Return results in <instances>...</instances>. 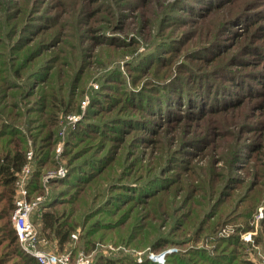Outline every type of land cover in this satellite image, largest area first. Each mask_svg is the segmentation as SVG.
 <instances>
[{
  "label": "rangeland",
  "instance_id": "obj_1",
  "mask_svg": "<svg viewBox=\"0 0 264 264\" xmlns=\"http://www.w3.org/2000/svg\"><path fill=\"white\" fill-rule=\"evenodd\" d=\"M7 1L8 4L3 10L0 9L2 10L0 25L5 13L18 14L16 19L20 26L18 31L23 33L25 28H31L25 35L29 38L35 33L31 26L44 22L40 33L45 35L40 37V34L38 40L43 38L42 41H45L48 47L40 58L33 61L34 68H44L46 71L55 64L54 60H64L68 64L64 65V70L67 72L72 68L75 75L80 69L79 86H82L80 91L84 90L80 100L81 111L62 114L60 127L58 131L56 129L58 142L55 154L58 166L52 170L57 171L63 167L66 169V174L51 179L67 176L69 168L65 165V161L68 157L64 159L61 157L66 150L67 132L83 121L86 110L91 105V94L98 87L96 83L101 86L105 79H108L111 80L110 84L113 87L108 88L105 95H111L120 108L113 110L112 117L126 118L123 120H126V124L124 123V130H117V142L113 140L116 133L106 129L105 137H109L110 142L105 144L114 149L117 146L125 148L122 176L132 174L134 163L138 161L147 166L155 165L151 167L152 174L157 170L154 176L159 177H156L154 183L156 185L153 184V188L158 183L165 184L180 175L183 176V180L185 179V182L181 181V190L184 194L188 192L191 197L200 200L207 197L206 190L211 182L215 188L218 183L221 190L227 189L222 195L225 196L223 200L226 202L221 205L220 210L227 208L228 214L232 213L231 207L246 192L251 194V191L258 193V190H261L264 197V59L262 58L264 57V0H222L219 8L210 10L205 9V5H209L208 2L202 4L196 0ZM10 1L18 2L19 10L22 11L11 7ZM205 1L207 0H201V2ZM184 6L197 10L189 12L184 10ZM35 10L37 13L33 14ZM34 16L37 19L29 25L28 23L34 20ZM62 34L64 37H60ZM38 45H32L30 48ZM30 48L20 54L26 53ZM11 52V48L0 50V65L8 61L6 53L9 55ZM48 71L51 75H56L54 69ZM69 76L71 77V74ZM31 80V83H35L32 84V88L46 86V84H37L35 79ZM200 83H203L205 93H200L198 89ZM6 85L8 84H0V91ZM18 85L21 87L26 83H9V86L13 87L9 92L21 90L14 87ZM182 87L184 90L180 89ZM75 88V92L79 94L77 86ZM101 88L104 90V85ZM176 88L180 89V93L182 91L183 101L177 106L178 114L179 112L181 114L175 115L173 121H169L170 119L164 121V118L161 119L157 114H149L150 119H147L145 116L150 112L146 110L143 112L128 101L132 98L136 100L135 104L144 105L150 97L152 104L155 98L164 97L162 95L168 89H172L167 91L169 95L178 93ZM3 90L7 91V89ZM216 90H219V98L224 100V106L207 108L206 111L215 110L200 115L194 106L197 103L206 105V101H201L200 97L214 98ZM209 93L210 96H205ZM34 98L29 97L20 101L19 107L23 111L27 108H39V104L33 101ZM15 99L18 100V97ZM232 99H236L237 103H233ZM10 102L11 98L7 97L6 101L3 100L1 103ZM163 103L166 104L165 101ZM213 105L214 103L208 104V106ZM98 106L94 104L93 108L97 109ZM8 107L13 108L12 105ZM34 115L38 113H31L30 116ZM75 115L79 116V119L71 122L69 116ZM105 118L100 119L108 120ZM137 118L148 120L145 123L158 133L156 135L147 133L149 129L130 131L128 126L131 122L137 124ZM175 128L177 130H174ZM204 134L210 138L209 143L199 139ZM60 144L62 149L58 155ZM163 171H166L165 175ZM51 179L44 183L46 194L50 191V184L47 183ZM124 182L134 187L139 185L138 179L133 177H125ZM132 195H138L137 191L136 193L129 191L127 198ZM171 200L173 202L179 200V203L182 201V195L177 194ZM120 201L121 199H116L115 202ZM158 203V200L150 203V218L157 225L162 223L160 224L162 230L164 222L159 218L157 211L163 208ZM178 203L176 206L179 205ZM244 204L242 203L241 208ZM99 205L98 202L95 205L98 206L97 210ZM184 206L182 203L181 207ZM106 208L110 207H105L104 210ZM177 209L179 207H176ZM194 209L199 210L200 207L194 206ZM170 210L173 218H170L169 213L166 214L171 220L170 225L163 229V232L167 234V239L181 241L183 237L180 232H169L176 220L175 207L166 206V212ZM231 216L236 218L234 214ZM98 218L103 221L108 220L101 214ZM263 219L264 202L252 214L250 225L253 228L240 231V239L247 244L248 253L251 252L250 256L259 264L264 253V242H259L257 237L261 232ZM92 222L93 220L90 223ZM239 224L229 223L218 236H230L236 232V226ZM248 233L252 234L251 241L243 237ZM105 234L107 233L97 234L89 245H85L83 240L86 239H82V230L78 228L77 238H74L73 244L79 246L82 242L79 251L89 254L92 262L100 258L99 254L105 258L122 260L123 257L120 258L119 255L131 251L139 264L148 261L165 263L166 254L184 248L178 246L179 249L174 245L155 253L151 250L150 244L144 243V249L142 247L138 250H129L123 245L117 246L112 243L117 240L116 235ZM262 237L264 240V236ZM78 240L82 241L78 243ZM54 243L55 241L52 244ZM52 246L56 249L55 245ZM15 260L10 264L17 263ZM116 262L120 261H114V264H130L124 260L120 263Z\"/></svg>",
  "mask_w": 264,
  "mask_h": 264
},
{
  "label": "trees",
  "instance_id": "obj_2",
  "mask_svg": "<svg viewBox=\"0 0 264 264\" xmlns=\"http://www.w3.org/2000/svg\"><path fill=\"white\" fill-rule=\"evenodd\" d=\"M94 1L97 2L98 0ZM196 1L202 4L208 2L209 5H205L207 10L217 9L223 2L222 0ZM9 3L12 4L11 7H16L19 10L18 2L10 1ZM6 4H8L7 0H0V9L3 10ZM36 10L32 13H37ZM184 10L195 12L197 9L184 6ZM17 15L5 13L4 20L0 25V50L12 49L9 55L6 53L8 61L0 65V84H8L0 91V264H10L16 258L19 260H15L17 261L15 264H39L37 259L21 249L17 234L12 226V214L15 208L14 185L27 161V154L30 150L33 151L31 161L33 170L28 199L34 201L38 196L45 197L33 211L31 220L35 226L37 225L39 234L48 239L51 248L58 253L71 251L75 255L79 251V246L82 245V242L79 243V241L82 240H78L79 246L73 244L72 234H76L77 229L81 228L82 239H86L83 240L85 245H89L97 234L105 232L107 233L105 235L114 234L117 236V240L112 241L113 244L123 245L129 250H138L142 247L144 249L146 243L150 244L151 250L155 253L174 245L175 247H184L181 249L178 247L180 249L178 252L166 254L165 263L148 261L141 264H259L250 256L251 252L248 253L247 244L240 239V231H248L253 228L250 225L252 214L264 202L261 190H258V193L251 191V194L246 192L247 194L245 193L246 195L244 194L245 196L243 195V198L238 199L231 207L232 213L228 214L227 208L220 210L221 205L226 202L223 200L225 196L222 195L226 193L227 189L221 190L218 183L215 188L211 182L206 190L207 197L200 200L191 197L188 192L184 194L181 189L185 179L183 180V176L180 175L169 180V183L161 185L158 183L153 188L156 185L154 184L155 179L159 176H154L157 170L152 174L153 169L151 167H155L152 164V166H147L138 161L134 163L132 174L122 176L121 169L125 164V148L117 146L114 149V147L110 148L105 144V142H110L109 137H105L107 136L105 134L106 129L116 133L118 129L124 130L126 124V120L123 121L126 118L112 117L114 115L113 110L120 108L117 107L118 103L114 101L111 95H105L106 90L113 87L110 84L111 80L108 79H105L101 86L96 83L98 87L91 94V105L87 108L83 121L74 129L68 130L66 150L61 157L63 159L68 157L65 165L69 168V172L65 178L51 179L47 183L50 184V191L46 194L43 177L49 170L58 166L55 147L58 142L57 131L60 127V116L81 111L80 100L84 90L80 91L82 86H79L80 69L78 74L73 75L74 69L69 68L68 73L64 70V65H68L64 60H54L55 64L50 68L48 67L46 71L44 68H34L33 61L40 58L48 47L45 41H42L43 38L38 40L44 22L37 26H31L36 35L34 33L28 38L25 35L31 28H25L23 33H20L18 31L19 22L16 20ZM33 18L34 20L28 23L29 25L37 19L36 16ZM44 35L45 33H42L40 37ZM60 37H64V34ZM36 44L39 45L30 48ZM28 48H30L29 51L20 54ZM262 58L264 59V57ZM48 69L51 71L54 69L56 75H51ZM31 79H35L37 84H46V86L32 88V84L35 83H31ZM9 83H26V85L14 86L21 90L11 93L9 90L13 87L9 86ZM103 85L104 90L101 88ZM76 86L77 91L79 89V94L75 92ZM3 89H7V91ZM180 89L184 90L183 87ZM180 89L176 88L178 93L174 95L167 94V91H172V89L166 90L162 96H167V98H155L152 104H150L152 100L150 97L149 101L148 97L145 98L148 102L144 105L135 104L134 101L136 100L132 98L128 101H131L132 106H137L143 112L145 110L150 112L145 116L147 119H150V115L157 114L161 119L164 118V121L167 119L173 121L175 115L181 114V112L178 114L177 111V106H180V102L183 101ZM198 89L200 93L204 92L203 83H200ZM210 94L205 96H210ZM219 95V90H216V92L214 91V96H216L214 98L202 99L200 97L201 101H206V105L202 106L197 103L194 107L197 108L200 115L214 111L215 109L207 111L206 109L224 106L225 102L221 97L219 98ZM7 97L11 98V102L2 104L1 102L6 101ZM16 97L18 100L15 99ZM29 97H35L33 101L39 104V108H27L23 111L19 107V102ZM164 101L166 104L163 103ZM231 101L237 103L236 99ZM210 103H214V105L208 106ZM94 104L99 105L97 109L93 108ZM8 105H12L13 108L8 107ZM31 113H38V115L30 116ZM104 117L108 120L100 119H104ZM145 121L148 120L137 118L138 123L133 124L129 121L131 123L128 127H130V131L149 129L146 131L147 133L156 135L158 132L153 130ZM199 139H202L204 143L210 142V138L205 134ZM113 140L118 141L117 133ZM108 148L109 150H107ZM252 158L251 156L250 159ZM165 173L166 171H163V175ZM125 177L138 179L139 185L134 187L124 182ZM120 180L122 181L116 182ZM117 183H120L119 186ZM129 191L135 193L137 191L138 195L127 198ZM177 194L182 195V201L179 203V200L175 202L171 200ZM203 195L205 196V194ZM116 199H121V201L117 203L115 202ZM155 200H158V204L163 208L158 209L157 214L165 223L162 225L164 230L170 225V220L173 218L172 210L166 212V206L168 208L175 207L174 218L176 220L169 232H180L181 237H183L181 241L173 240L170 237L167 239V234L163 232V229L161 230L160 224L162 223L157 225L150 218L151 208L149 205ZM97 202L100 204L98 210V206H95ZM241 202L245 203L243 208H241ZM177 203L178 206H176ZM182 203H184V207H181ZM194 206L200 207V209L195 210ZM105 207L110 208L104 210ZM176 207L179 209L176 210ZM167 213L170 214L171 219L166 216ZM100 214L108 220L103 221L98 218ZM233 214L236 218L231 216ZM92 220L93 222L90 223ZM229 223H240L236 226V232L227 237L218 236L219 232ZM262 236H264V219L261 221V232L257 237L259 242H264ZM53 241H55L54 244H52ZM52 245H55L56 249ZM122 254L124 255H119L120 258L123 257L122 260L105 258L99 254L100 258L93 260L92 264H114V261L122 262L123 260L130 264H139L131 251Z\"/></svg>",
  "mask_w": 264,
  "mask_h": 264
},
{
  "label": "built area",
  "instance_id": "obj_3",
  "mask_svg": "<svg viewBox=\"0 0 264 264\" xmlns=\"http://www.w3.org/2000/svg\"><path fill=\"white\" fill-rule=\"evenodd\" d=\"M69 118L71 122H75L79 119V116H69ZM61 149L60 144L57 151L58 155ZM32 157L33 151L30 150L27 154V161L14 185L13 198L15 208L12 214V226L17 234L21 249L26 254L37 259L39 264H92L91 256L83 251H78L75 255L71 251L64 253L54 251L51 248L49 240L39 234L38 229L32 222L31 215L43 200L42 196H38L34 201H29L28 199L33 170L31 164ZM65 174L66 169L63 167L57 171L49 170L47 175H45L44 183L51 178L62 177ZM72 236L73 238H77L76 234H72ZM243 237L248 241L252 240L251 233L245 234ZM261 264H264V253L261 255Z\"/></svg>",
  "mask_w": 264,
  "mask_h": 264
}]
</instances>
